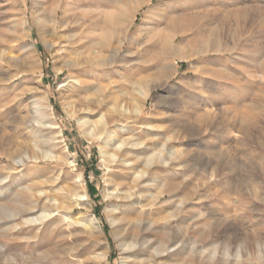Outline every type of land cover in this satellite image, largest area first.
I'll return each mask as SVG.
<instances>
[{
  "label": "rangeland",
  "instance_id": "374dc122",
  "mask_svg": "<svg viewBox=\"0 0 264 264\" xmlns=\"http://www.w3.org/2000/svg\"><path fill=\"white\" fill-rule=\"evenodd\" d=\"M54 10L59 19L69 17V31L47 21ZM28 34L26 73L8 57L20 56L17 38ZM68 35L117 50L110 65L80 71L85 80L99 76L80 96L113 81L106 96L131 109L127 94L135 83L149 90L141 120L128 124L135 142L130 141L137 144L130 157L159 154L144 186L155 194L179 184L176 197L185 204L176 227L198 244L191 251L184 243L162 262L264 264V0H0V179L7 178L0 205L10 207L11 196L27 204L26 187L39 179L73 218L96 219L101 234H92L93 243L97 251L104 247L108 264H131L107 213L114 200L103 197L120 168L104 166L100 147L107 148L81 126L90 118L80 111V96L71 95L78 83L72 70L57 71L68 57L59 42L51 45L56 37L68 46ZM49 122L61 137L44 127ZM26 148L53 159L17 168L8 156L19 157ZM78 176L87 195L82 209L71 190ZM171 212L168 204L156 208L151 239L168 232L164 219ZM19 221L0 222V264H48L31 238L35 232L43 238L44 228L13 229ZM58 222L52 226L60 235L55 246L71 249L67 263L99 264L90 260L76 228Z\"/></svg>",
  "mask_w": 264,
  "mask_h": 264
},
{
  "label": "bare ground",
  "instance_id": "6f19581e",
  "mask_svg": "<svg viewBox=\"0 0 264 264\" xmlns=\"http://www.w3.org/2000/svg\"><path fill=\"white\" fill-rule=\"evenodd\" d=\"M144 3L145 1L141 2V4ZM43 18L45 17L43 16ZM68 18L67 16H63L59 19L58 11L54 10L51 19L47 21L52 23L53 27L60 24L59 27L62 31L66 32L69 31L71 25V22H68ZM12 29H16V26H13ZM28 38H30V34L22 38H17V45L15 48L17 52L20 53V56L17 58L8 57V60L14 62L20 71L26 73H28L31 68L26 58V52L29 50ZM81 38L75 35H68L66 36V40L69 44L68 46H64L60 39L55 37L51 45L52 48H55L56 43L59 42V44H61V53L68 57V59L63 62L62 68L57 69V71H63L64 69H68L69 71L72 70L71 77L78 82L77 85L71 86V95L74 97H79L82 91H84L90 83L97 81L99 77L96 75L91 77V79L85 80L86 77L84 78L79 75L80 71L84 72L89 65L96 67L104 62H108L110 65L117 52L116 49L101 46L95 42L93 44L88 42L85 43ZM175 38V36L172 37L171 43H173ZM119 44L120 46L122 45L121 42ZM104 52L108 53L107 58L102 57ZM165 68L166 65L160 64L161 70ZM74 69L79 70L77 71ZM113 84V81H109L107 85L99 84L94 94L86 97L80 96L78 100H76L80 106V111L83 113L85 112L88 118H90L83 119L81 126L85 127V133H87L91 139L96 136L101 138V143L107 148L106 150L102 148L103 146L100 147V156L102 157L101 159L104 166L110 168L113 165L120 168L119 173L114 176L115 180L112 189H105L103 191V197L104 199L114 200V203L109 206L107 213L115 229L114 232L120 241L122 252L129 254L130 257L133 258L131 264H164L162 262L163 258L168 257V255L180 248L184 243L185 247L190 246L191 251L198 246L196 240L186 239L176 227L178 212L183 208L185 198L181 199L176 197L179 184H172L167 190L158 191L155 194L148 190L149 187L144 186L145 178H149V176L152 175L151 169L153 165H155L154 163L157 157H159V154L147 155L137 160H135L134 157H130V155L132 156L134 153L132 148H134V146L136 148L137 144L131 143L134 139L131 140L132 136L130 135L128 124L131 123V121L139 122L141 120L149 90L142 87L141 81L136 82V89L133 91L134 94H127L130 102L134 103L130 109L125 106L126 102H123L116 96L113 98H108L106 96V92L109 91ZM40 98L44 101L42 96ZM106 102H110V106L107 108L105 107ZM44 127L50 132L53 131L57 133V137H61V132H59V128L55 123L49 122L48 126ZM115 127H118V130L116 129L118 132H114ZM149 128L152 127L149 125ZM164 146L165 144L162 145V149H164ZM176 154L177 152L175 151L171 152L170 155L176 156ZM12 156H8L9 161L15 166L18 165L17 168L26 166L27 164L35 166L37 161L53 159L49 153L42 152L37 155L30 152L28 149L20 154L19 157ZM136 161L140 162L139 165ZM71 163L72 162H70V164ZM5 180H7V178L0 179V186L3 185ZM44 186L45 183L38 179V181L26 187L27 194L25 195H27V197H24L28 200L27 204L17 203L16 198L18 197H9L12 204L10 207L0 205V222L20 220L13 229H20L28 225H41L44 228L43 238L38 232H35L31 237L34 246H41L35 253L43 256L48 261V264H62L63 262V264H69L65 259L66 256L71 255V249H69V247L59 249L55 246L59 232L58 229H54L52 226L55 222L59 221L58 224H61L65 229L76 228V234L85 239L82 246L89 251L90 260L98 262L99 264H108L109 255L106 250H104V247L102 246V248L97 251L98 249L95 248V244L93 243L94 239L92 234H101V230L96 226V219L91 218L82 221V218H73L70 215V209H63L62 205H60L57 200L51 198V196L49 197L47 191L43 188ZM71 190L74 196V204L78 207L80 206V209L85 208L87 206V195L80 176L77 177L75 185ZM2 196L3 195L0 194V198H2ZM164 196H168V201H165L164 204L170 205L173 209V213L171 212L172 214L164 219V227L167 228L168 232H164L159 240L151 239L150 236L153 233V229L158 225L153 215L156 208L164 205L161 203V198ZM120 206H123V208H119ZM53 213H56L59 217H54ZM9 229H11L10 226H6L5 230L9 231ZM209 238L210 234H207L206 239L208 240ZM104 244L106 245V242H104Z\"/></svg>",
  "mask_w": 264,
  "mask_h": 264
}]
</instances>
